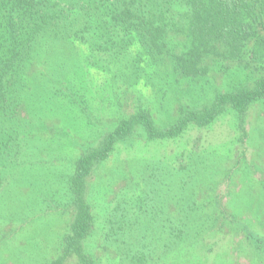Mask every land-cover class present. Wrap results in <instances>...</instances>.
Masks as SVG:
<instances>
[{
	"label": "rangeland",
	"instance_id": "374dc122",
	"mask_svg": "<svg viewBox=\"0 0 264 264\" xmlns=\"http://www.w3.org/2000/svg\"><path fill=\"white\" fill-rule=\"evenodd\" d=\"M53 52L51 62L59 68L55 77L34 79V88L41 93L46 113L37 132L43 138L54 134L59 139L58 154L28 153L26 163L12 168L16 170L9 185L0 189V264H46L59 254L73 216L72 209L62 204L61 175L67 159L79 154L83 144H95L119 118L138 106L147 107L160 124H167L181 107L209 102L216 92L232 90L240 83L252 85L259 75L211 65L205 77L175 79L165 65L142 69L139 62L134 67L137 79L131 80L129 58L136 55L135 50L127 56L128 64L104 63L102 69L84 63L85 44L65 43L55 46ZM47 69L44 62L36 64L33 72ZM53 85H62L65 93L73 88L82 101L81 110L87 103L85 112L70 107L67 101L57 104L54 98H47ZM243 127H237L235 112L227 109L210 125L190 126L176 138L149 141L134 135L118 143L89 179L94 224L84 243L96 263L130 264L131 257H121L118 249H125L122 241L129 244L141 237V245L169 246L163 254L153 251L149 264H264V252L253 246L245 232L264 238V99L249 105ZM192 153L204 159L193 158ZM185 188H190L189 195ZM56 191H60L57 199L53 196ZM189 205L197 207L199 215H211L213 224L204 218L193 222L188 228L196 233L194 240H184V249L174 253L173 232L165 229L161 239L151 229L170 224L187 230L181 208L186 210ZM143 214H147L143 219L150 217L151 234L143 232L145 225L139 218ZM199 222L207 229L200 230ZM122 226L121 230H134V235L122 234ZM111 231H118L121 238L111 243L107 239L116 236L104 237ZM65 264L79 263L71 256Z\"/></svg>",
	"mask_w": 264,
	"mask_h": 264
},
{
	"label": "trees",
	"instance_id": "16d2710c",
	"mask_svg": "<svg viewBox=\"0 0 264 264\" xmlns=\"http://www.w3.org/2000/svg\"><path fill=\"white\" fill-rule=\"evenodd\" d=\"M74 42L88 47L83 60L86 65L102 69L104 63L130 61L131 80L137 79L134 67H139V62L142 69L165 65L175 79L205 77L211 65H219L220 69L241 68L259 75L252 85L240 83L232 90L216 92L209 102L181 107L176 118L167 124H160L147 107L138 106L119 118L95 144H83L79 154L67 159L68 166L62 171L60 197L64 198L62 204L65 202L72 209L73 216L62 236L59 254L46 264H65L71 256L79 264H97L84 243L91 236L94 224L89 179L109 159L118 143L134 135L149 141L176 138L190 126L210 125L227 109L235 112L237 127L243 129L249 105L264 99V0H0V189L9 185V178L13 179L16 170L12 168L26 163L28 153L57 156L59 139L54 134L43 138L37 132L46 113L42 110L41 93L34 88V79L55 77L59 68L54 67L56 62H51L54 47ZM132 50L136 55L127 62ZM44 62L47 70L33 72L36 64ZM53 87L50 90L46 87V92H52V95L45 93L47 98L80 108L82 101L73 88L65 93L62 85ZM86 106L87 103L80 110L85 112ZM197 156L202 155L192 153L193 158ZM184 191L190 194V188ZM59 192H53L56 199ZM191 204L195 206L193 201ZM192 206L181 208L186 228L195 221L203 222V218L213 224L211 215H199L198 208ZM146 216L139 218L145 225L143 232L151 234L150 217L143 219ZM123 228L119 229L122 234L134 235V230ZM183 228L169 224L151 230L161 239L165 238V229L171 230L175 238L173 252L180 253L184 249L183 241L194 240L196 235L190 228ZM199 228L207 229L203 224ZM245 232L253 246L264 252V238L249 230ZM118 234L111 231L104 237L116 236L107 239L112 243L114 238H121ZM122 242L125 249L119 247V255L131 257L130 264H149L153 251L158 249L163 254L169 248L167 244L156 246L154 242L141 245V237L129 244Z\"/></svg>",
	"mask_w": 264,
	"mask_h": 264
}]
</instances>
